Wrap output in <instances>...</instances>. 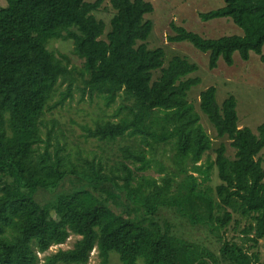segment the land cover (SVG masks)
<instances>
[{"label": "trees", "instance_id": "1", "mask_svg": "<svg viewBox=\"0 0 264 264\" xmlns=\"http://www.w3.org/2000/svg\"><path fill=\"white\" fill-rule=\"evenodd\" d=\"M102 2L4 0L0 7V264H87L93 250L102 264L111 253L120 264H259L264 123L255 132L240 128L235 99L218 104L215 88L208 87L197 97L198 110L215 136L229 141L233 156L223 145L212 148L186 99L199 83L189 76L196 66L180 56L166 60L162 48L146 44L152 24L143 17L152 12L151 3L106 0L112 12L106 30L94 16ZM199 18L229 19L241 35L206 38L170 22L167 41L207 54L209 70L219 60L231 66L234 54L246 62L252 53L264 65V0H222ZM61 37L71 40L82 60L79 69L46 48ZM77 77L82 95L96 93L106 106L116 99L127 103L116 121L87 129L97 141L130 140L107 169L93 159L74 164L58 145L50 149V130L41 137L57 86L66 83L61 104ZM159 147L161 156L170 154L173 169L155 159ZM208 152L213 159L202 162ZM151 165L162 173L158 178L143 175ZM212 170L219 182L214 187ZM40 192L52 198L40 203ZM162 210L206 229L217 252L177 235L171 223L158 219ZM234 215L245 223L236 237L226 238L221 233ZM70 236V247L49 250Z\"/></svg>", "mask_w": 264, "mask_h": 264}, {"label": "rangeland", "instance_id": "2", "mask_svg": "<svg viewBox=\"0 0 264 264\" xmlns=\"http://www.w3.org/2000/svg\"><path fill=\"white\" fill-rule=\"evenodd\" d=\"M93 2L94 0H85ZM151 3L152 12L146 14L143 19L149 20L152 24L150 34L146 39L149 48H162L165 59L172 56L186 58L196 66V71L191 73L190 77L199 79V83L192 86L187 92L186 99L195 112L199 115V123L211 140L212 148L219 145L225 147L226 155L229 158L233 156V149L229 141L225 138H217L205 116L198 110L197 97L208 87L215 88V99L220 104L224 99L232 96L235 99V110L238 118V126L247 127L255 132L256 127L264 123V65L259 61L258 56L250 54L248 61L243 62L237 54L233 55V64L226 66L221 60L218 61L217 67L213 70L207 68V54L201 53L193 48L187 42L170 43L167 41L168 35H172L169 24L173 22L176 25L184 27L186 30L195 32L206 38H219L222 36L241 35V30L234 25L229 19L220 18L212 20H202L199 14L206 13L222 5V0H145ZM4 0H0V7L3 6ZM112 12L106 2L103 0L100 8L94 13V16L105 25L108 29L109 19ZM46 48L51 51L64 65L68 68L75 67L79 69L82 60L73 52L72 42L68 38H56L47 43ZM264 54V45L262 47ZM71 88L70 97L66 98L61 104L59 102L61 93L65 90L66 83L57 86L55 96L50 101V105L56 106L44 114L45 127L42 129L41 137L46 139L45 132L50 130L49 145L63 147V153L68 154L69 161L74 164H82L83 160L93 159L98 161L107 169L112 167L115 161L120 160V149L131 144L130 140L123 138L113 142L97 141L88 137L87 129L94 127L95 123L105 121H116L122 114L123 105L127 104L120 99L105 105L103 99L96 93L88 95L86 92L82 95L80 91L81 81L76 78ZM119 113V114H118ZM162 151L159 147L156 150L155 159L165 168L173 169L172 162L167 153L165 158L161 156ZM148 156V155H147ZM213 159V153L208 152L203 157ZM264 165V150L260 154ZM132 167V166H130ZM141 174V173H139ZM162 173L157 171L156 166L151 165L143 175L158 178ZM209 185L214 187L218 184L216 171L212 170L210 174ZM52 195L46 192L38 194L40 203H45L51 199ZM158 219L168 221L173 225V231L188 240L206 246L217 252L218 243L211 233L204 228H195L189 226L185 221L175 216L168 210L160 211ZM239 221V225L234 222ZM245 223L243 219L233 216L231 222L221 233L224 237H236L237 230ZM25 239L35 250L33 241L30 240V232H25ZM74 241V237L67 238L65 243L60 246H53L49 250L54 251L57 247L68 248ZM257 254L259 264H264V238L258 242ZM40 257V255L37 253ZM87 264H102L96 255V251L90 253ZM106 264H120L114 253L109 254ZM140 264V262H138Z\"/></svg>", "mask_w": 264, "mask_h": 264}]
</instances>
